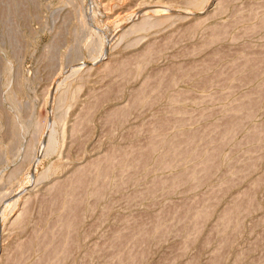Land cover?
<instances>
[{"label":"rangeland","instance_id":"1","mask_svg":"<svg viewBox=\"0 0 264 264\" xmlns=\"http://www.w3.org/2000/svg\"><path fill=\"white\" fill-rule=\"evenodd\" d=\"M188 1L0 0V264H264V0L121 34Z\"/></svg>","mask_w":264,"mask_h":264},{"label":"bare ground","instance_id":"2","mask_svg":"<svg viewBox=\"0 0 264 264\" xmlns=\"http://www.w3.org/2000/svg\"><path fill=\"white\" fill-rule=\"evenodd\" d=\"M224 1H226V0H224ZM223 2H222V0H189L188 1V5L183 10L184 11V15H182L181 12L180 13H175L173 15H170V14H161V13H159L160 9L157 8V9H154L153 10V13L155 14V15L153 14L154 17L153 16L140 17L137 21H133L130 25H128L127 27L123 28V31H122L121 34H122V36H124L126 34H130V33H133V32L146 31V30H148L150 28L159 27L162 24L166 23L171 18H176V19H179V20L180 19L181 20H183V19L184 20L191 19L192 20L191 22L194 23V27H195L196 32H198L200 30H203L202 28L205 27L204 25L209 20L215 19L222 12L225 13V7L226 6L225 7L222 6V3ZM224 4L227 5L226 2ZM133 15H131V16H133ZM187 23L188 22H186V24ZM191 24H190V26H191ZM186 26H188V24ZM208 26L209 25H207L206 27H208ZM192 27H193V25H192ZM146 46L148 47L149 45L147 44ZM146 46L144 47V50L147 49ZM119 54H120V52L117 53V55L115 54L116 56H114V58H112V59H115V58L117 59V56H118V58H120L119 57ZM109 58H111V57H109ZM109 58H108V60L102 61L103 63L101 65H99V68L101 70L107 69V68H109L110 65H113V64H110ZM117 61H120V60H117ZM112 62H113V60H112ZM115 63H117V62L114 61V64ZM90 69L91 68H89V69L86 68L87 71L90 70ZM70 70L74 74V76L79 71V69L77 68V66L74 67V68H72V69H70ZM91 70H93V68ZM96 70H99V69H96ZM69 73H70V71H69ZM80 75L81 74H79L77 76H80ZM84 76H82V77H84ZM78 82H80V80ZM73 89H74V86H73ZM76 89H77V87L74 90H76ZM74 90L72 91V93L74 92ZM12 95H13V93L11 94V96ZM8 99H9V97H8ZM19 120H20V118H19ZM61 121L62 120H60V119H53L52 120V123L50 125L51 126L50 133L46 136L47 138L45 137L46 138V140H45L46 144H45V146L42 147V148H45V150H43V152L46 153V154H54V153H57V152L60 154V152H61V149H62L63 143H64V136H65V133H66L65 122H61ZM19 122H21V120ZM20 126H21V124H20ZM57 127H60L61 128L60 129L61 130V137H62L61 143H60V138L61 137L60 138H57V136H58L57 135V131H56V128ZM58 134H60V133H58ZM89 160H91V159L84 158L83 160L75 163L74 166L72 167L71 171H70V174H68V176L74 175V173L82 171L86 167V165L88 164ZM59 178H61V177H57L56 179L50 181V183L47 184V186L44 188V190H46L48 193H51L52 191H54L56 189L57 185L60 183V179ZM48 193H45V194H48ZM34 195L37 196L36 193H34ZM33 196H32V193L27 192L23 196V199L21 198L22 199L21 201H23V202L20 201L21 202V206L18 207L20 209H17L15 212H13V214L8 218V225L9 226H13L15 224L18 225L19 222L21 223V220H22V218H23V216H24V214L26 212V206L27 205H30V203H28V202L31 199V197H33ZM5 249H6V247H5Z\"/></svg>","mask_w":264,"mask_h":264}]
</instances>
